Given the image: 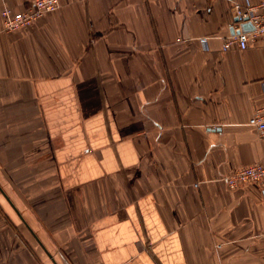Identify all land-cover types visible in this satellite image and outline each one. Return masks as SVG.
<instances>
[{"label": "crops", "instance_id": "crops-1", "mask_svg": "<svg viewBox=\"0 0 264 264\" xmlns=\"http://www.w3.org/2000/svg\"><path fill=\"white\" fill-rule=\"evenodd\" d=\"M261 1L0 13V264H264V185L221 179L264 157V45L222 48Z\"/></svg>", "mask_w": 264, "mask_h": 264}, {"label": "built area", "instance_id": "built-area-1", "mask_svg": "<svg viewBox=\"0 0 264 264\" xmlns=\"http://www.w3.org/2000/svg\"><path fill=\"white\" fill-rule=\"evenodd\" d=\"M59 0H31L25 8L13 11L9 8L1 10L2 31L16 32L31 26L42 15L55 11ZM233 15L236 23L249 22L252 31L229 34L223 38L222 48L228 49L236 44L245 49L250 43L261 42L264 45V0L257 4H234ZM257 136L264 139V105L257 108L247 121ZM229 190H237L247 184L264 185V157L251 164L243 165L231 173L221 177Z\"/></svg>", "mask_w": 264, "mask_h": 264}, {"label": "water", "instance_id": "water-1", "mask_svg": "<svg viewBox=\"0 0 264 264\" xmlns=\"http://www.w3.org/2000/svg\"><path fill=\"white\" fill-rule=\"evenodd\" d=\"M235 22H237V20H235ZM252 30H253V26L249 22H243L239 25V29H236V30L231 29V32L233 34H237L239 32H247V31H252Z\"/></svg>", "mask_w": 264, "mask_h": 264}]
</instances>
